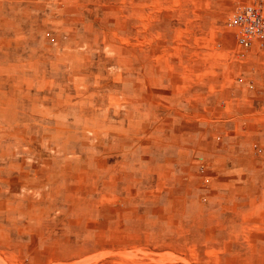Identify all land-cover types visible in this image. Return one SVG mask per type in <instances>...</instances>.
<instances>
[{"label": "rangeland", "instance_id": "rangeland-1", "mask_svg": "<svg viewBox=\"0 0 264 264\" xmlns=\"http://www.w3.org/2000/svg\"><path fill=\"white\" fill-rule=\"evenodd\" d=\"M248 2L0 0V264H264Z\"/></svg>", "mask_w": 264, "mask_h": 264}, {"label": "built area", "instance_id": "built-area-1", "mask_svg": "<svg viewBox=\"0 0 264 264\" xmlns=\"http://www.w3.org/2000/svg\"><path fill=\"white\" fill-rule=\"evenodd\" d=\"M229 25L236 27L237 39L243 46L253 40L264 39V0H249L229 17Z\"/></svg>", "mask_w": 264, "mask_h": 264}]
</instances>
